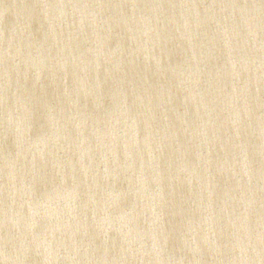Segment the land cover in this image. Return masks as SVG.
Masks as SVG:
<instances>
[{"label":"water","instance_id":"water-1","mask_svg":"<svg viewBox=\"0 0 264 264\" xmlns=\"http://www.w3.org/2000/svg\"><path fill=\"white\" fill-rule=\"evenodd\" d=\"M0 264H264V0H0Z\"/></svg>","mask_w":264,"mask_h":264}]
</instances>
